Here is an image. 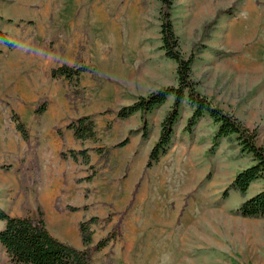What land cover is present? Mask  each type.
<instances>
[{"label":"rangeland","instance_id":"obj_1","mask_svg":"<svg viewBox=\"0 0 264 264\" xmlns=\"http://www.w3.org/2000/svg\"><path fill=\"white\" fill-rule=\"evenodd\" d=\"M160 6V0H0V31L15 44H0V208L34 219L41 208L50 233L79 249V223L99 217L93 245L112 231L118 237L94 252L93 264H264V218L238 213L264 181L254 182L246 196L226 194L252 157L241 152L235 136L215 145L217 125L209 116L192 134L185 132L192 114L187 101L169 149L151 168L149 154L173 97L148 115L147 137L140 113L126 120L116 117L120 106L93 113L100 140L84 144L97 170L91 181L84 180L87 166L61 158L82 144L75 139L67 145L56 129L70 131L71 120L97 106L98 93L113 87L136 100L177 84L176 63L161 49ZM172 19L182 53L196 56L197 89L257 129L264 146V0H175ZM78 59L93 70L80 75L81 97L68 80L51 76L54 67L74 66ZM44 101L47 110L38 116ZM51 110L66 111L50 125L61 139L59 151L49 150L50 136L37 130ZM14 112L27 126L28 141L16 129ZM105 117L114 118L110 129V120L99 125ZM125 138L128 144L113 148ZM100 146L110 154L93 150ZM52 183L56 189L44 188ZM46 192L56 193L49 207L63 220L83 213L75 232L46 217L40 201ZM0 264H12L1 246Z\"/></svg>","mask_w":264,"mask_h":264},{"label":"trees","instance_id":"obj_2","mask_svg":"<svg viewBox=\"0 0 264 264\" xmlns=\"http://www.w3.org/2000/svg\"><path fill=\"white\" fill-rule=\"evenodd\" d=\"M175 0H160V34L161 49L165 56L176 63L177 84L160 88L146 96H139L127 106L116 111L119 120H126L130 116L140 113L142 118V129L144 136L148 135V115L156 108L164 104L168 98L173 97L174 102L161 123L159 139L154 144L149 154L146 167L151 168L158 163L160 158L166 154L174 135V126L180 117V111L184 101L192 108V114L188 118L184 131L192 134L198 122L209 116L215 125L216 133L213 141L219 144L223 138L235 136L242 153L252 157L253 164L239 171L229 187V191H235L246 196L252 184L256 181H264V146L258 142V130L250 129L233 113L215 105L210 98L202 94L192 79V66L195 61L194 53L185 56L180 49V40L174 30L172 11ZM4 43L10 49L15 44L0 31V44ZM1 52V51H0ZM93 71L92 68L82 63L74 66L61 64L51 70L53 79L64 78L72 86V94L81 97L84 90L80 87V75L83 72ZM47 110V102L44 101L36 109V115L40 116ZM105 113H112L107 110ZM12 120L17 131L24 140H29V131L17 113L12 114ZM112 123L107 125L110 129ZM67 130L72 131L74 138L82 144L79 150H68L61 152V158H71L75 162L88 167L90 174L84 179L91 181L97 174L94 165L91 164V149L84 147L85 142H99L100 138L96 129L93 115L81 116L71 120ZM58 135L63 137V130L56 129ZM132 133V132H131ZM129 138L116 143L113 148L123 147L128 144ZM101 156H108L111 148L96 147L93 149ZM70 210H77L70 207ZM238 213L248 218H264V188L251 197L246 198L238 208ZM37 219L29 216H13L0 208V221L4 226L0 228V246L5 251L12 264H93L94 252L101 251L111 241L118 237L116 231H112L106 237L93 245L92 225L100 222L97 216L90 217L79 223V232L83 248L79 249L53 236L47 228L44 213L39 208Z\"/></svg>","mask_w":264,"mask_h":264},{"label":"crops","instance_id":"obj_3","mask_svg":"<svg viewBox=\"0 0 264 264\" xmlns=\"http://www.w3.org/2000/svg\"><path fill=\"white\" fill-rule=\"evenodd\" d=\"M48 89L46 87L44 94L47 93ZM124 91L118 89V88H109V89H105L102 92L97 94V98L95 99V102L97 103V106L93 103L92 104V108L90 109L89 112L84 113L86 116L87 115H93V113L99 112L101 110H104V112H106L105 110H108L109 108H117L118 106L122 107V106H126L127 104L133 103L135 100H133V98H125L123 97ZM36 98L34 96H30L29 101H34ZM119 107V109H120ZM62 112H55L54 110L49 111V113L47 114V116L41 120L40 124H37V130L40 132H44L45 135L50 136V140H51V144L49 150L54 151V150H58L61 146V139L59 141V137H55V134H53V132H51V122L55 119V118H59L61 119V116H64V114L66 113V111H64V113H62L63 115H60ZM106 114V113H104ZM82 115V114H81ZM107 125L109 123H112V121L114 120V118L111 117H105V121L104 119L102 121L99 122V125H103L104 122H107ZM98 130V129H97ZM64 141L67 143V145H74L76 140L73 136V133L71 131H66L64 133ZM79 146V145H78ZM101 147V146H100ZM74 149V148H71ZM70 149V150H71ZM75 150V149H74ZM57 152V151H55ZM45 189H56L57 186L54 185L53 183L50 184L49 186H45ZM56 193L55 192H46L45 194L41 195V204L44 207L45 210V214L46 217H57L58 223L60 224V226L66 228L68 227L69 231L71 233L75 232V227L77 226V224L79 223V221L81 220V217H83V213L82 212H77L75 214H70L69 217H76L75 221L72 222H68L67 220H63L62 217H65L64 215L59 214L57 211H53V209H50V205L51 202L50 200H52L55 197ZM48 211H51L50 213ZM76 215V216H75ZM15 216V215H14ZM2 223V222H1ZM4 226V223L2 224V227ZM0 227V228H2ZM77 245V244H76ZM78 246V245H77Z\"/></svg>","mask_w":264,"mask_h":264}]
</instances>
